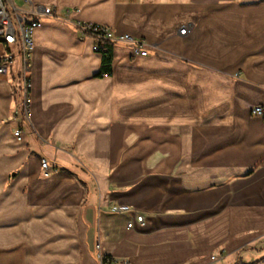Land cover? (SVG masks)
<instances>
[{
  "label": "crops",
  "instance_id": "1",
  "mask_svg": "<svg viewBox=\"0 0 264 264\" xmlns=\"http://www.w3.org/2000/svg\"><path fill=\"white\" fill-rule=\"evenodd\" d=\"M34 3L69 13L34 31L27 113L0 75V264H264V0ZM76 22L147 53L103 75Z\"/></svg>",
  "mask_w": 264,
  "mask_h": 264
},
{
  "label": "built area",
  "instance_id": "2",
  "mask_svg": "<svg viewBox=\"0 0 264 264\" xmlns=\"http://www.w3.org/2000/svg\"><path fill=\"white\" fill-rule=\"evenodd\" d=\"M22 1L29 2V0ZM33 5L34 9L31 12H25L15 3V0H0V75L6 74L13 66H16L21 95L20 110L23 113L28 112L30 104V59L34 49V31L41 25L43 18L68 20L69 13L66 10L61 14L51 4L34 3ZM75 27L81 34L93 38V50L100 54L105 44L109 43H127L131 46L133 55L144 56L147 53L143 41H137L130 34H115L108 26L93 22H76ZM185 31L186 27L180 29V33ZM252 113L262 115L264 107L257 105L252 109ZM13 134L17 140H21L20 129H15ZM40 166L45 175L52 172V167L45 158H41ZM108 210L111 213L126 214L131 208L126 204L112 203ZM142 221V214L134 213L133 217L127 218L125 227L131 229L135 223L141 224Z\"/></svg>",
  "mask_w": 264,
  "mask_h": 264
},
{
  "label": "trees",
  "instance_id": "3",
  "mask_svg": "<svg viewBox=\"0 0 264 264\" xmlns=\"http://www.w3.org/2000/svg\"><path fill=\"white\" fill-rule=\"evenodd\" d=\"M110 43L105 44V48L101 50V56H102V71L101 73L109 74L110 73ZM105 260L103 259V262Z\"/></svg>",
  "mask_w": 264,
  "mask_h": 264
},
{
  "label": "rangeland",
  "instance_id": "4",
  "mask_svg": "<svg viewBox=\"0 0 264 264\" xmlns=\"http://www.w3.org/2000/svg\"><path fill=\"white\" fill-rule=\"evenodd\" d=\"M15 3L18 5L19 4V0H15ZM0 51H1V48H0ZM12 71H9V72H6V74H11ZM4 74V75H6ZM8 76V75H7Z\"/></svg>",
  "mask_w": 264,
  "mask_h": 264
}]
</instances>
